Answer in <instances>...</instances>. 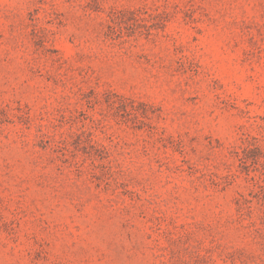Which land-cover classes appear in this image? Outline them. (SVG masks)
<instances>
[{"label": "rangeland", "instance_id": "obj_1", "mask_svg": "<svg viewBox=\"0 0 264 264\" xmlns=\"http://www.w3.org/2000/svg\"><path fill=\"white\" fill-rule=\"evenodd\" d=\"M0 264H264V0H0Z\"/></svg>", "mask_w": 264, "mask_h": 264}]
</instances>
